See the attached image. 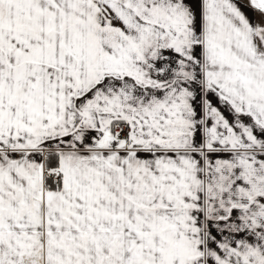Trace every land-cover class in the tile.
Here are the masks:
<instances>
[{
	"label": "snow or ice",
	"instance_id": "obj_1",
	"mask_svg": "<svg viewBox=\"0 0 264 264\" xmlns=\"http://www.w3.org/2000/svg\"><path fill=\"white\" fill-rule=\"evenodd\" d=\"M0 264H264V0H0Z\"/></svg>",
	"mask_w": 264,
	"mask_h": 264
}]
</instances>
